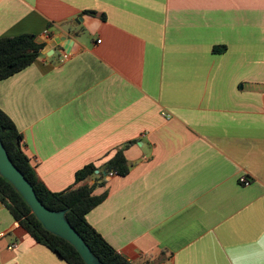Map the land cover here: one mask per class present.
Segmentation results:
<instances>
[{
	"label": "crops",
	"instance_id": "obj_1",
	"mask_svg": "<svg viewBox=\"0 0 264 264\" xmlns=\"http://www.w3.org/2000/svg\"><path fill=\"white\" fill-rule=\"evenodd\" d=\"M21 34L45 47L0 108L51 191L133 141L87 214L121 255L264 264V0H0V37ZM0 264L68 263L0 202Z\"/></svg>",
	"mask_w": 264,
	"mask_h": 264
},
{
	"label": "trees",
	"instance_id": "obj_2",
	"mask_svg": "<svg viewBox=\"0 0 264 264\" xmlns=\"http://www.w3.org/2000/svg\"><path fill=\"white\" fill-rule=\"evenodd\" d=\"M96 14L94 11H88ZM45 43L34 34L0 37V81L31 65L41 55ZM225 46L215 47V51ZM0 137L15 165L33 184L41 201L55 211L66 210V218L84 238L100 264H135L121 255L87 220V214L100 204L107 192L95 194V189L107 183L111 171L127 175L130 164L124 154L133 141L120 146L115 155L101 165L86 164L76 173L74 185L60 192L51 191L38 176L24 149V136L13 119L0 108ZM97 170L99 172H97ZM0 202L20 225L39 243L46 245L68 264H86L78 250L64 238L47 230L32 212L22 194L0 174Z\"/></svg>",
	"mask_w": 264,
	"mask_h": 264
},
{
	"label": "water",
	"instance_id": "obj_3",
	"mask_svg": "<svg viewBox=\"0 0 264 264\" xmlns=\"http://www.w3.org/2000/svg\"><path fill=\"white\" fill-rule=\"evenodd\" d=\"M0 174L22 194L32 212L50 232L70 242L86 264H100L84 238L66 218V210L48 208L38 197L33 184L12 161L0 137Z\"/></svg>",
	"mask_w": 264,
	"mask_h": 264
},
{
	"label": "built area",
	"instance_id": "obj_4",
	"mask_svg": "<svg viewBox=\"0 0 264 264\" xmlns=\"http://www.w3.org/2000/svg\"><path fill=\"white\" fill-rule=\"evenodd\" d=\"M70 54H71V48H69L68 50H65L64 52H63V54H62V59H64V58H67V57H69L70 56ZM116 174V172L115 171H111L109 174H108V177L109 176H114ZM239 181L241 182V183H243L244 185H246V186H248V185H250V180L249 179H247L246 177H244V176H241L240 178H239ZM17 246V244H14L12 247H16Z\"/></svg>",
	"mask_w": 264,
	"mask_h": 264
}]
</instances>
